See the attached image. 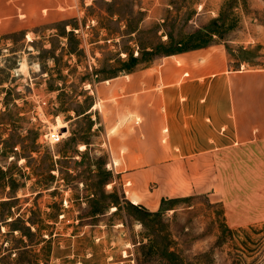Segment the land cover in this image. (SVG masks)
Listing matches in <instances>:
<instances>
[{"label": "rangeland", "instance_id": "1", "mask_svg": "<svg viewBox=\"0 0 264 264\" xmlns=\"http://www.w3.org/2000/svg\"><path fill=\"white\" fill-rule=\"evenodd\" d=\"M212 44L264 67V0H0V264H264V225L228 227L215 181L152 211L173 187L112 160L96 88Z\"/></svg>", "mask_w": 264, "mask_h": 264}, {"label": "crops", "instance_id": "2", "mask_svg": "<svg viewBox=\"0 0 264 264\" xmlns=\"http://www.w3.org/2000/svg\"><path fill=\"white\" fill-rule=\"evenodd\" d=\"M237 63L224 44H212L96 88L99 103L111 107L115 166L118 158L134 169H124L127 180H147L154 170L162 188L173 187L158 191L152 211L163 198L186 195L183 181L193 173L215 181L209 192L220 197L228 227L264 225V67Z\"/></svg>", "mask_w": 264, "mask_h": 264}, {"label": "built area", "instance_id": "3", "mask_svg": "<svg viewBox=\"0 0 264 264\" xmlns=\"http://www.w3.org/2000/svg\"><path fill=\"white\" fill-rule=\"evenodd\" d=\"M49 137H50V140L52 141V143H60L63 139V135L57 131H52L50 134H49Z\"/></svg>", "mask_w": 264, "mask_h": 264}, {"label": "trees", "instance_id": "4", "mask_svg": "<svg viewBox=\"0 0 264 264\" xmlns=\"http://www.w3.org/2000/svg\"><path fill=\"white\" fill-rule=\"evenodd\" d=\"M186 49L187 48H180V49H177V50H169L168 52H170V55L172 54H176V53H179V52H183V51H186ZM134 61H137L136 59H133ZM130 206L132 207V208H134V209H137V210H142V207L141 206H135V205H132V204H130ZM149 215L151 214V213H148ZM155 214V213H154Z\"/></svg>", "mask_w": 264, "mask_h": 264}, {"label": "bare ground", "instance_id": "5", "mask_svg": "<svg viewBox=\"0 0 264 264\" xmlns=\"http://www.w3.org/2000/svg\"><path fill=\"white\" fill-rule=\"evenodd\" d=\"M64 127V126H63ZM62 131V130H61ZM135 204H138L137 201L134 202Z\"/></svg>", "mask_w": 264, "mask_h": 264}]
</instances>
